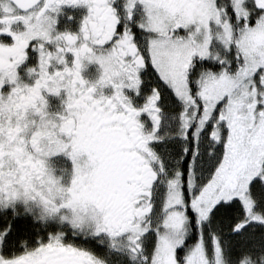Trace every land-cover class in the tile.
Returning a JSON list of instances; mask_svg holds the SVG:
<instances>
[{
    "label": "snow or ice",
    "instance_id": "6c2138e0",
    "mask_svg": "<svg viewBox=\"0 0 264 264\" xmlns=\"http://www.w3.org/2000/svg\"><path fill=\"white\" fill-rule=\"evenodd\" d=\"M0 264H264V0H0Z\"/></svg>",
    "mask_w": 264,
    "mask_h": 264
}]
</instances>
